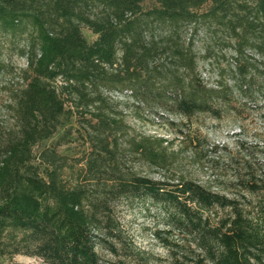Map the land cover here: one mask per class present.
<instances>
[{
    "label": "trees",
    "instance_id": "trees-1",
    "mask_svg": "<svg viewBox=\"0 0 264 264\" xmlns=\"http://www.w3.org/2000/svg\"><path fill=\"white\" fill-rule=\"evenodd\" d=\"M145 1L0 0V72H12L4 44L23 40L19 54L26 61L8 89L12 124L0 130V264L16 254L45 264H103L96 246L118 229L114 206L136 199L176 209L177 225L193 234L196 246L186 248L181 262L264 264L263 165L244 154V174L234 177L244 190L261 193L257 217L237 196L193 180L131 172L120 142L124 121L105 93L129 92L138 104L173 107L185 120L201 112L217 116L215 104L231 89L204 82L196 72L194 38L183 34L201 30L214 39L224 32L245 91L255 69L242 56L249 50L264 57V0H151L147 8ZM83 28L97 35L93 41ZM73 116L85 119L88 151L81 165L67 163L54 148L33 153ZM163 142L133 137L127 147L163 166L169 162ZM214 206L229 213L211 225L201 210Z\"/></svg>",
    "mask_w": 264,
    "mask_h": 264
},
{
    "label": "rangeland",
    "instance_id": "rangeland-1",
    "mask_svg": "<svg viewBox=\"0 0 264 264\" xmlns=\"http://www.w3.org/2000/svg\"><path fill=\"white\" fill-rule=\"evenodd\" d=\"M151 4L152 1L148 0L143 6L147 8ZM82 32L89 42L97 36L87 28H83ZM188 36L194 38L196 72L205 83L214 85L218 82L231 92L223 95L215 104L219 109L217 116L201 112L187 120L171 110L173 107L164 110L156 105L138 104L125 91L105 92L111 100L113 111L119 113L124 121V131L120 133L124 165L129 171L146 177L174 182L190 179L226 196H237L244 210L257 217L255 207L261 193L252 194L244 190L234 177L244 174V154L249 155L254 166L263 165L264 168V57L249 50L242 56V60L243 57L249 60L255 69L253 80L248 82L251 88L242 91L238 87L241 78L234 71L238 57L225 33L219 32L211 39L209 33L201 30L194 33L188 29L183 37ZM22 43L23 40L18 39L1 47L2 57L11 65L8 71L12 68V72H0V130L12 124V116L7 108L8 89L17 85V71L26 66L25 57L19 54ZM83 125L84 118L73 116L50 138L37 143L33 153L38 155L43 148H54L65 157L67 163L74 165L81 161V165L88 151ZM180 128L185 131L182 136L177 132ZM133 137L163 140L169 162L156 166L138 158L127 147ZM261 173L264 174V170ZM67 178L72 179L70 172ZM191 207L199 212L197 205L191 204ZM114 212L118 229L108 242L96 246L103 264L193 263L181 262L184 251L196 246L193 234L177 225L179 216L174 207L148 199L123 200L114 206ZM228 213L227 208L219 206L209 211L201 210L202 217L211 225L219 223ZM156 231L160 233L159 237ZM111 246L114 250H111ZM3 264L45 263L34 255L16 254L5 259Z\"/></svg>",
    "mask_w": 264,
    "mask_h": 264
}]
</instances>
